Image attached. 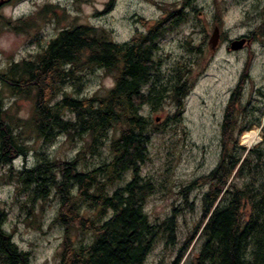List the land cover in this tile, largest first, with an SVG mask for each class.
Returning a JSON list of instances; mask_svg holds the SVG:
<instances>
[{"label":"trees","instance_id":"16d2710c","mask_svg":"<svg viewBox=\"0 0 264 264\" xmlns=\"http://www.w3.org/2000/svg\"><path fill=\"white\" fill-rule=\"evenodd\" d=\"M114 1L107 2L106 10ZM184 2L191 4L190 0ZM196 7L192 5L191 10L195 12ZM55 8L46 4L29 17L7 20L6 24L16 32L26 31L43 15L58 17ZM186 16L183 8L168 10L145 31L121 43L111 40L103 28L73 24L61 28L34 58L13 61L0 71V81L13 94L32 99L31 112L21 121L36 137L45 142L59 134L73 141L84 135L89 138L73 158L50 159L40 153L39 161L15 173L28 191L30 207L46 200L52 191L59 198L56 221L63 229L59 264H143L161 232L172 241L178 209L175 207L159 225L152 224L144 211L153 182L142 176L141 165L148 159L150 126L157 124L141 110L145 105L154 109L161 105L165 89L151 84L159 77L158 40ZM219 18L215 16L214 21L218 23ZM138 21L146 23L143 18ZM250 35H264V20ZM96 68L115 74V82L105 94L80 98L64 94L58 98L68 83L77 84L78 92L80 72ZM248 69L246 62L225 104L217 162L180 189L185 206L192 209L188 195L207 186L198 224L181 247L186 252L194 238L201 237L192 264H264V179L259 181L257 175L264 173V130L261 141L248 147L245 136L254 122L246 119L241 123L237 115L244 110L241 100ZM189 72L188 66H175L168 81L175 104L171 116L174 122L181 120L183 100L193 86ZM12 119L0 97V166H11L15 158L28 153V147L14 132ZM109 131L110 159L81 169L86 153L98 151ZM241 134L243 145L238 142ZM126 173H130L127 181ZM246 176L249 179L239 185L237 179ZM80 203L89 206L97 217L81 212ZM107 212L110 215L104 219ZM4 221L0 206V264H29L30 254L18 248L12 234L4 230ZM72 229L90 233L92 240L76 246ZM182 258L180 251L173 264H180Z\"/></svg>","mask_w":264,"mask_h":264},{"label":"rangeland","instance_id":"374dc122","mask_svg":"<svg viewBox=\"0 0 264 264\" xmlns=\"http://www.w3.org/2000/svg\"><path fill=\"white\" fill-rule=\"evenodd\" d=\"M108 1L9 0L3 3L0 6V71L13 61L34 58L61 28L73 24L92 25L105 29L111 40L121 43L130 40L137 32L145 31L168 10L183 8L187 13L185 20L158 40L159 77L157 80L153 78L151 84L157 89H165L161 105L156 109L145 105L141 110L157 124L150 126L148 159L141 165L142 176L153 182V191L147 197L144 211L149 221L156 225L167 220L175 207L178 212L172 241L161 232L143 264H173L180 251L183 254L180 264H192L200 249L201 237L196 236L186 252L181 247L198 224L201 198L207 186L196 188L188 195L189 202L193 203L192 209L185 206L180 189L195 177L207 173L217 162L224 107L246 62H249L248 78L243 85L241 100L244 110L237 115L241 123L246 119L254 122L246 133V145L252 147L261 141L264 130V35L249 38L241 49L231 50L228 46L230 41L250 35L264 20V0H190L191 4L184 0H115L106 10ZM46 4L56 6L58 17L43 15L34 27L21 32L6 24L7 20L14 22L29 17ZM192 5L197 6L195 12L191 10ZM218 15L220 18L216 23L214 17ZM139 18L145 19L146 23L139 22ZM215 25L220 35L216 48L211 50L208 40ZM179 65L190 68L187 76L193 86L183 100L181 120L174 122L171 116L175 104L168 81L172 70ZM79 76L80 90L77 92V84L68 83L58 98L64 94L75 98L103 95L115 82L114 72L98 68L83 70ZM0 97L13 118L14 132L28 147V153L15 158L11 166H0V206L5 212L3 228L12 234L19 249L30 254L29 264H59L63 236V229L56 221L59 198L52 191L46 200H38L30 207L28 191L23 189L15 173L39 161L40 153L50 159L73 158L89 138L84 135L73 141L59 134L54 140L45 142L29 127L22 126L21 120L31 112V98L13 94L2 81ZM111 133L109 131L98 151L86 153V162L80 163L81 169H91L110 159ZM242 134L238 138L241 145ZM257 175L259 181L264 179L263 172ZM129 178L130 173H126L124 180ZM248 179L249 176L239 177L237 183L242 185ZM79 210L88 216L96 215L85 204L80 203ZM109 215L107 212L103 218ZM70 234L76 246L92 240L90 233L76 229Z\"/></svg>","mask_w":264,"mask_h":264},{"label":"water","instance_id":"95a60500","mask_svg":"<svg viewBox=\"0 0 264 264\" xmlns=\"http://www.w3.org/2000/svg\"><path fill=\"white\" fill-rule=\"evenodd\" d=\"M3 2L4 0H1L0 4H2ZM219 35L220 33H219L218 26H214L212 30V34L210 35L209 40H208V44L211 50H214L216 48L218 44V40H219ZM246 41L249 42V39H247L246 37H241L240 39H235L233 41H230L228 49H231V50L241 49L243 48Z\"/></svg>","mask_w":264,"mask_h":264},{"label":"flooded vegetation","instance_id":"af4514ba","mask_svg":"<svg viewBox=\"0 0 264 264\" xmlns=\"http://www.w3.org/2000/svg\"><path fill=\"white\" fill-rule=\"evenodd\" d=\"M241 37H246L247 39H249V38H253L252 35H248V34H247V35H243V36H241ZM241 37H240V38H241ZM246 43H247V41H246ZM246 43H245V44H246Z\"/></svg>","mask_w":264,"mask_h":264},{"label":"bare ground","instance_id":"6f19581e","mask_svg":"<svg viewBox=\"0 0 264 264\" xmlns=\"http://www.w3.org/2000/svg\"><path fill=\"white\" fill-rule=\"evenodd\" d=\"M216 26V25H215ZM238 39H240V38H238ZM233 41V40H232ZM245 45V44H244ZM210 48V47H209ZM252 133V132H251ZM253 134V133H252ZM255 135V133L253 134V136Z\"/></svg>","mask_w":264,"mask_h":264}]
</instances>
